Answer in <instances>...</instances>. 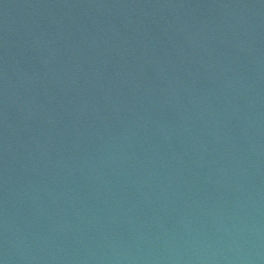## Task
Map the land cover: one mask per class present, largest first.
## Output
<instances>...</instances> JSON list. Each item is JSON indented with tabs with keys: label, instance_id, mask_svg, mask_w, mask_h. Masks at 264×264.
Returning a JSON list of instances; mask_svg holds the SVG:
<instances>
[{
	"label": "water",
	"instance_id": "95a60500",
	"mask_svg": "<svg viewBox=\"0 0 264 264\" xmlns=\"http://www.w3.org/2000/svg\"><path fill=\"white\" fill-rule=\"evenodd\" d=\"M0 264H264V0H0Z\"/></svg>",
	"mask_w": 264,
	"mask_h": 264
}]
</instances>
